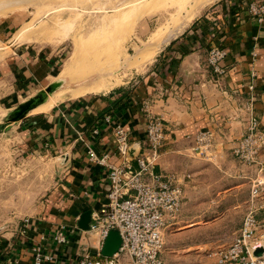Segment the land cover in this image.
<instances>
[{"label": "crops", "instance_id": "crops-1", "mask_svg": "<svg viewBox=\"0 0 264 264\" xmlns=\"http://www.w3.org/2000/svg\"><path fill=\"white\" fill-rule=\"evenodd\" d=\"M254 1L220 0L212 5L190 30L165 45L149 71L128 88V96L113 90L61 99L12 125L4 123L5 117L53 80L59 62L25 42L0 48V139L7 141L10 152L20 150L25 159L36 160L50 172L36 211L0 231V264L14 259L17 264H35L39 249L52 257L43 264H78L85 252L96 256L100 236L88 232L80 222L89 211L91 224L93 214L107 202L109 184L106 167L89 158L88 148L99 155L108 153L112 162L119 163L113 124H123L131 140L144 147L148 113L166 121L156 171L179 177L184 189L178 218L164 230V245L189 242L193 231L210 226L184 224L173 230L187 221V204L220 195L227 181L249 184L254 175L252 167L235 161L233 154L252 115L264 128V20L258 21L250 12ZM212 46L227 50L221 75L208 63ZM108 116L113 124L106 120ZM207 129L213 131L215 145L205 158L193 147L198 132ZM248 187L250 192V184ZM234 192L230 188L224 195ZM224 205L214 223L216 231L226 233L232 241L242 225L243 209L234 202ZM25 218H30L28 230L23 226ZM62 224L67 242L59 245L53 237ZM205 243L201 240L200 247ZM161 256L173 259L164 250ZM208 261L218 264L217 257Z\"/></svg>", "mask_w": 264, "mask_h": 264}, {"label": "rangeland", "instance_id": "rangeland-1", "mask_svg": "<svg viewBox=\"0 0 264 264\" xmlns=\"http://www.w3.org/2000/svg\"><path fill=\"white\" fill-rule=\"evenodd\" d=\"M202 1H7L0 5V48L3 49L10 44L22 42L34 46L38 50L42 48L46 54L50 53L58 59V70L55 71L53 80L60 79L61 71L66 63L69 65L73 60V69L71 70L74 74L65 78L62 89L74 91L82 86H97L100 83L105 84V82L106 84L107 82L113 83L117 80L116 78H119L121 83H117L113 88L103 92L92 91L89 93L93 95L128 89L138 78L149 71L170 40L181 37L190 30L192 25L220 0ZM196 6L199 7L195 9ZM24 26H29L32 29L33 39L21 41L15 39L18 31ZM160 28L163 29V32L166 30V39L159 46L160 50H157L149 62L135 68L130 62L137 59L140 52L149 47L153 34ZM171 34L172 37L167 38ZM8 50L2 52L7 53ZM74 57H77L78 61ZM93 66H96V69ZM92 69L95 72L91 71ZM75 72L78 73L75 75ZM89 93L86 95H90ZM71 98H77V96L68 95L64 100ZM2 140L0 141V231L4 226L7 227L10 223L15 224L19 219L31 216L36 211V207L41 203L40 198L47 187L44 179L50 173L44 170L36 160L25 159L22 151L16 149V152H10L9 146L7 147L6 144L7 141ZM234 160L240 161L236 157ZM240 163L243 162L240 161ZM243 164L252 167L250 172L254 173L251 180L249 179L250 192L249 184L245 181L238 180L235 184H229L227 181L228 185L222 190L223 193L216 195L219 197L218 200H215L216 196L210 199L207 197L197 203L187 204L189 214V217L186 218L187 221L181 223L182 225L175 226L173 230H178L185 225L192 227V225L205 223L210 226L204 230L201 229L202 232L195 233L193 231L189 242L178 240L172 247H167L166 243L163 250L173 258L167 259L164 256V260L168 264H209L208 260L215 261L217 251L232 242L226 233L216 231L218 227L214 222L218 219V214L223 211L224 204L233 202L239 206L240 210L243 209L242 219H244L248 208L252 205L251 186L253 181L258 179L264 181V150L259 157L258 164ZM230 188H234L235 192L224 195L230 191ZM248 193H250L249 197ZM218 201H221L220 207L216 209L214 206L218 204ZM262 202L264 203V200ZM259 218L264 221V208L259 211ZM201 240L206 241L203 247H200L199 244ZM201 253L202 255L197 257V254Z\"/></svg>", "mask_w": 264, "mask_h": 264}, {"label": "built area", "instance_id": "built-area-1", "mask_svg": "<svg viewBox=\"0 0 264 264\" xmlns=\"http://www.w3.org/2000/svg\"><path fill=\"white\" fill-rule=\"evenodd\" d=\"M250 12L258 21L264 20V2L255 0L249 6ZM227 50L212 46L208 51V63L215 74L225 72L223 62ZM147 110V106L145 107ZM250 110L251 108L248 107ZM146 139L144 147L135 159L129 151L134 143L130 132L123 124L112 123L114 142L119 163L110 160V154L99 155L94 148H88L89 158L106 167L109 189L107 202L92 216L88 232L98 233L101 246L92 256L85 252L78 264H168L161 254L164 247V230L178 218L181 211L184 189L180 178L173 174L156 171L165 143L166 121L162 116L148 113ZM97 132V131H96ZM193 151L201 157L210 156L214 145L212 130L198 132ZM264 150V128L255 115L249 120L247 133L240 137L234 148V156L246 164H258ZM264 181L254 180L251 186L252 205L248 208L242 225L225 248L215 253L218 264H264V258L256 257L253 248L264 242V221L259 211L264 208ZM25 229H29L30 218L24 220ZM112 230L119 231L121 245L112 256H104L102 248ZM53 239L56 244L67 242L66 226L57 228ZM52 257L39 249L35 255V264H43ZM14 259L9 264H17Z\"/></svg>", "mask_w": 264, "mask_h": 264}, {"label": "water", "instance_id": "water-1", "mask_svg": "<svg viewBox=\"0 0 264 264\" xmlns=\"http://www.w3.org/2000/svg\"><path fill=\"white\" fill-rule=\"evenodd\" d=\"M64 84L65 79L63 78L52 80L43 89L39 90L36 94L21 102L18 106L11 110L5 117L4 123L7 125H12L22 121L30 113H32L34 109L45 104L50 95L62 89ZM140 150V144L138 142H134L129 151L130 158L135 159ZM90 221L91 212L88 211L83 214L80 224L82 227L89 229ZM121 242L122 239L119 231L112 230L104 242L102 254L107 257L112 256L119 249ZM252 251L254 256L264 258V242L258 243Z\"/></svg>", "mask_w": 264, "mask_h": 264}, {"label": "bare ground", "instance_id": "bare-ground-1", "mask_svg": "<svg viewBox=\"0 0 264 264\" xmlns=\"http://www.w3.org/2000/svg\"><path fill=\"white\" fill-rule=\"evenodd\" d=\"M7 1H10V2H14V1H23V0H2L0 2V5H3L5 4ZM202 1V0H201ZM206 1H210V0H203L202 2H206ZM9 2V3H10ZM200 2V1H199ZM197 4V3H196ZM199 6H196L195 9H197ZM80 8V7H79ZM120 8V7H119ZM114 14V13H113ZM75 15V14H74ZM58 16V15H57ZM190 18V17H189ZM188 19V18H187ZM185 23V22H183ZM164 24V23H163ZM159 27V26H158ZM31 28L29 26H24L22 27L18 33L16 34V37L15 39H18L19 41L21 40H31L33 39V36L31 34ZM166 31V30H165ZM165 31L163 32V29H159L157 30L153 36H152V40H151V44H149V47H147L144 51L140 52V56L135 59L133 62L131 61L130 64L133 65L135 68H139L141 65H143L144 63L146 62H149L150 59L152 58V56H154V54L157 52V50L159 49V46L161 45V43L163 41H165L166 37H165ZM45 34V32H44ZM40 37V36H39ZM172 37V34L170 36H168L167 38H171ZM41 38V37H40ZM35 39V38H34ZM42 39V38H41ZM40 39V40H41ZM35 41V40H34ZM50 41L52 42V38L50 39ZM45 42V41H44ZM76 50V49H75ZM160 50V49H159ZM78 52V51H77ZM159 52V51H158ZM76 53V52H75ZM1 54V53H0ZM5 54V53H4ZM74 55V54H73ZM117 55V54H116ZM77 56V54H76ZM79 57V55H78ZM114 57V56H112ZM72 58V57H71ZM76 58V60L78 59L77 57H74ZM135 58V57H134ZM72 61L70 62L69 65H67L66 63V66L62 69L61 71V78L65 79L66 77H69L71 74H74L72 73ZM78 61V60H77ZM78 63V62H77ZM94 65V63H93ZM129 65V64H128ZM113 66V65H112ZM92 67V66H91ZM95 67L96 69V66H93ZM100 67V66H98ZM107 67V66H106ZM101 68V67H100ZM91 69V68H89ZM111 69V68H110ZM130 69V68H129ZM100 70V69H99ZM112 70V69H111ZM128 70V69H127ZM75 71V70H74ZM93 71V69L91 70ZM106 71V69H105ZM104 71V72H105ZM84 72V71H83ZM95 72V70L93 71ZM102 72V71H101ZM119 72V71H118ZM76 73L78 72H75V75ZM81 75V74H80ZM86 75V74H85ZM127 75V74H126ZM101 78V76H99ZM111 77V76H110ZM113 77V76H112ZM74 78H76L74 76ZM109 78V77H108ZM107 78V79H108ZM71 79V77H70ZM77 79V78H76ZM98 79V78H97ZM112 79V78H111ZM117 80L113 83L111 82H105V84H99L97 86H82V87H78L77 89H74V91H69V89H60L58 90L57 92L53 93L52 95H50V97L48 98V100L46 101L45 104L37 107L36 109L33 110V112H39V111H43V110H46L47 108H49L50 106H52L53 104H55L56 102L60 101L61 99H65V97H67L68 95H73V96H83V95H86L88 94L89 92H92V91H104V90H109L111 88H113L117 83L120 82V79L119 78H116ZM126 79V78H124ZM109 80V79H108ZM114 80V79H113ZM94 81V80H93ZM105 81V80H104ZM76 82V81H75ZM78 82V81H77ZM85 82V81H84ZM73 83V82H72ZM121 83V82H120ZM93 84V83H92ZM91 84V85H92ZM123 84V83H122ZM84 85V84H83ZM80 88V89H79ZM77 90V91H76ZM99 93V92H98ZM90 94V93H89Z\"/></svg>", "mask_w": 264, "mask_h": 264}, {"label": "trees", "instance_id": "trees-1", "mask_svg": "<svg viewBox=\"0 0 264 264\" xmlns=\"http://www.w3.org/2000/svg\"><path fill=\"white\" fill-rule=\"evenodd\" d=\"M120 91H125L124 96H128L131 93V89H120Z\"/></svg>", "mask_w": 264, "mask_h": 264}]
</instances>
